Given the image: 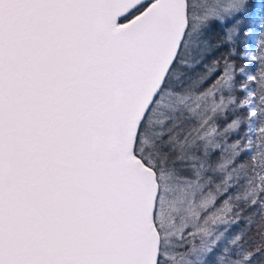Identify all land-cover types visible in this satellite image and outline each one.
<instances>
[{
	"label": "snow or ice",
	"instance_id": "1",
	"mask_svg": "<svg viewBox=\"0 0 264 264\" xmlns=\"http://www.w3.org/2000/svg\"><path fill=\"white\" fill-rule=\"evenodd\" d=\"M0 264H264V0H0Z\"/></svg>",
	"mask_w": 264,
	"mask_h": 264
}]
</instances>
